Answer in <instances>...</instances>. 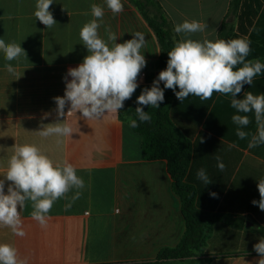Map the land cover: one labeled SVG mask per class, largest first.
I'll return each instance as SVG.
<instances>
[{
  "label": "crops",
  "instance_id": "obj_1",
  "mask_svg": "<svg viewBox=\"0 0 264 264\" xmlns=\"http://www.w3.org/2000/svg\"><path fill=\"white\" fill-rule=\"evenodd\" d=\"M154 1L178 41L247 37L251 48L247 59L264 60V0ZM36 3L0 0V38L6 43H21L26 52V56L13 61H6L0 52V179L15 145L33 144L54 163L74 165L85 188L74 202L76 189L55 201L43 228L32 219L31 202H27L21 210L26 235L19 237L0 226V244L15 247L25 264L154 261L161 249L175 247L185 232L180 198L172 189L166 161L143 159L141 137L119 113L87 120L80 112L67 116L66 105L65 116L59 120L67 119L71 124L70 136L45 138L38 132L42 124L57 121L53 98L64 95L68 69L77 67L89 54L79 33L93 19L92 4L104 8L101 38L107 40L105 27L118 36L117 43L132 39L137 31L145 35L141 53L147 64L137 78L139 86L126 100L135 109L137 97L152 86L157 74L154 65L160 50L155 34L128 0H122L124 10L116 15L105 0H53L49 10L57 24L51 28L35 18ZM185 20L206 23L207 28L187 36L175 33L174 26ZM7 63L15 68V74L7 72ZM243 91L264 94V75L254 77ZM230 101L231 97L214 93L208 100L189 96L182 103L174 95L169 115L175 128L191 143L186 182L195 189L196 208L242 218L244 227L235 230L215 222L203 257L164 264H257L259 256L253 245L264 238V211L252 201L260 199L257 183L264 178V145L248 147L257 131L254 113H238ZM233 115H248L250 123L242 129L249 133L245 139L236 135L238 126L232 122ZM217 157L225 165L223 171L217 167ZM201 168L211 180L208 185L197 179Z\"/></svg>",
  "mask_w": 264,
  "mask_h": 264
},
{
  "label": "clouds",
  "instance_id": "obj_2",
  "mask_svg": "<svg viewBox=\"0 0 264 264\" xmlns=\"http://www.w3.org/2000/svg\"><path fill=\"white\" fill-rule=\"evenodd\" d=\"M52 4L53 0H37L35 5L34 16L46 28L57 24L49 10ZM105 4L114 15L124 10L122 0H105ZM90 8L93 19L85 23L79 33L89 54L77 67L68 69L64 78V95L53 98L57 121L42 124V130L38 132L41 137H64L73 133L67 119L63 122L59 120L65 116L66 105L69 106L67 116L80 112L87 120H99L109 114H118L124 102L131 99L139 86L137 78L147 64L141 53L146 44L145 35L137 31L132 33V39L117 43L118 36L105 27V40L99 34L104 8L97 4H92ZM206 28V23L185 20L174 26V32L187 36L204 32ZM250 51L247 37L215 41L188 38L177 41L167 52L166 68L159 72L152 86L144 88L137 97L135 114L139 122L151 120V115L142 106L159 108L165 98V89H171L182 103L189 96L199 97L203 101L219 93L231 97V107L238 113H254L257 131L251 135L248 147L251 149L264 145V94L243 91V96L238 98L245 85L250 86L254 77L264 73V63L259 59H247ZM0 52H3L6 61L26 56L21 43H6L2 38ZM238 65L242 67L237 68ZM5 68L8 73L15 74V68L10 63L5 64ZM128 120L130 128L139 127L137 119L129 117ZM232 122L238 126L236 135L240 139L248 137L249 133L242 130L250 123L248 115H233ZM217 167L220 171L225 168L219 157ZM196 175L204 185L211 183L204 169H199ZM6 181L10 182L7 192ZM84 188V180L76 174V168L71 163H54L33 144L15 145L14 154L7 162V170L0 179V226L8 227L15 235L24 237L26 232L23 230L21 210L27 202H31L32 219L43 228L47 226L48 214L55 201L76 189L72 196L74 202ZM257 188L260 199L253 200L252 204L264 211V178L258 181ZM211 195L216 196L215 193ZM66 207H70V204ZM253 250L259 256L257 264H264V238L253 245ZM0 264H25V261L19 258L15 247L3 243L0 244Z\"/></svg>",
  "mask_w": 264,
  "mask_h": 264
},
{
  "label": "trees",
  "instance_id": "obj_3",
  "mask_svg": "<svg viewBox=\"0 0 264 264\" xmlns=\"http://www.w3.org/2000/svg\"><path fill=\"white\" fill-rule=\"evenodd\" d=\"M128 1L138 9L155 34L160 54L154 67L157 72L164 70L168 60L167 52L178 41L169 21L154 0ZM237 1L233 0V3ZM260 62L264 63V60ZM262 75L264 73L257 76ZM160 86L163 88V84ZM245 87L246 85L244 89ZM177 91H179L178 88ZM174 95L171 89H165V98L159 108L144 109L151 115L149 122H139L135 108L128 101L124 102V107L119 111V116L128 123L129 117L137 119L139 127L132 129L142 139L143 159L166 161L167 171L172 180V189L180 198L181 210L185 219V232L179 243L175 247L161 249L154 261L141 264H164L176 260L194 261V257L204 254L206 241L211 235L215 222H220L235 230H241L244 227L242 218L232 219L222 214L201 212L196 208L195 189L186 182V174L191 161V143L175 128L169 115Z\"/></svg>",
  "mask_w": 264,
  "mask_h": 264
},
{
  "label": "rangeland",
  "instance_id": "obj_4",
  "mask_svg": "<svg viewBox=\"0 0 264 264\" xmlns=\"http://www.w3.org/2000/svg\"><path fill=\"white\" fill-rule=\"evenodd\" d=\"M204 256V254H202V255H199V256H196V257H194V260L198 257H203Z\"/></svg>",
  "mask_w": 264,
  "mask_h": 264
},
{
  "label": "built area",
  "instance_id": "obj_5",
  "mask_svg": "<svg viewBox=\"0 0 264 264\" xmlns=\"http://www.w3.org/2000/svg\"><path fill=\"white\" fill-rule=\"evenodd\" d=\"M159 72H160V71L157 72L155 79L158 77ZM161 84H163V83H161Z\"/></svg>",
  "mask_w": 264,
  "mask_h": 264
}]
</instances>
